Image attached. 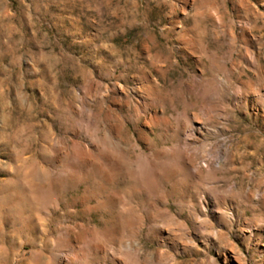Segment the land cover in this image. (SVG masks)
Returning <instances> with one entry per match:
<instances>
[{
  "label": "rangeland",
  "instance_id": "rangeland-1",
  "mask_svg": "<svg viewBox=\"0 0 264 264\" xmlns=\"http://www.w3.org/2000/svg\"><path fill=\"white\" fill-rule=\"evenodd\" d=\"M262 196L264 0H0V264H264Z\"/></svg>",
  "mask_w": 264,
  "mask_h": 264
},
{
  "label": "bare ground",
  "instance_id": "bare-ground-1",
  "mask_svg": "<svg viewBox=\"0 0 264 264\" xmlns=\"http://www.w3.org/2000/svg\"><path fill=\"white\" fill-rule=\"evenodd\" d=\"M191 165L194 167V169H197V166L195 163H191ZM262 198L264 199V196H262Z\"/></svg>",
  "mask_w": 264,
  "mask_h": 264
}]
</instances>
